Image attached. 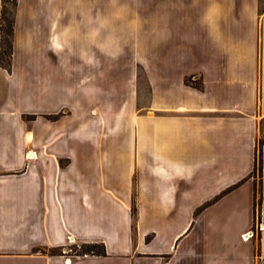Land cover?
I'll use <instances>...</instances> for the list:
<instances>
[{
	"label": "crops",
	"instance_id": "obj_1",
	"mask_svg": "<svg viewBox=\"0 0 264 264\" xmlns=\"http://www.w3.org/2000/svg\"><path fill=\"white\" fill-rule=\"evenodd\" d=\"M12 42L0 264H264L261 0H16Z\"/></svg>",
	"mask_w": 264,
	"mask_h": 264
},
{
	"label": "trees",
	"instance_id": "obj_2",
	"mask_svg": "<svg viewBox=\"0 0 264 264\" xmlns=\"http://www.w3.org/2000/svg\"><path fill=\"white\" fill-rule=\"evenodd\" d=\"M1 11H0V65L9 68L11 64V55H12V36H13V23H14V7L16 5V0L12 1L13 8H8L6 5L7 0H1ZM186 82H192L190 77L185 78ZM263 140H256L255 143V162L254 170L261 171V144ZM80 251L75 252L77 254L83 253H96L104 254L105 248L102 243H86L83 242ZM99 246L97 250L93 249V246Z\"/></svg>",
	"mask_w": 264,
	"mask_h": 264
},
{
	"label": "built area",
	"instance_id": "obj_3",
	"mask_svg": "<svg viewBox=\"0 0 264 264\" xmlns=\"http://www.w3.org/2000/svg\"><path fill=\"white\" fill-rule=\"evenodd\" d=\"M262 229H264V223L261 219V214L260 212L257 211V214L255 215V221L254 224L252 225V227L250 228V230H248V234L245 235L246 232L242 233V237L248 238L249 236H252L254 233L261 231ZM69 240L72 241L73 239H71V237H69ZM68 250L70 251L71 248L69 247L68 249H65V251ZM75 253V252H74ZM70 257H66V262H69Z\"/></svg>",
	"mask_w": 264,
	"mask_h": 264
},
{
	"label": "rangeland",
	"instance_id": "obj_4",
	"mask_svg": "<svg viewBox=\"0 0 264 264\" xmlns=\"http://www.w3.org/2000/svg\"><path fill=\"white\" fill-rule=\"evenodd\" d=\"M12 1L13 0H7V2H6V5L8 6V8H13V6H12ZM261 6L263 7L264 6V0H261ZM141 80H142V82L144 81V78L142 77L141 78ZM263 125H264V120H263ZM262 139H264V136H260V137H258V140H262ZM82 245V243H72L71 245H70V248H71V250H72V252H78V251H80V249H81V247H86V246H81ZM99 248V246H93V249H95V250H97Z\"/></svg>",
	"mask_w": 264,
	"mask_h": 264
}]
</instances>
